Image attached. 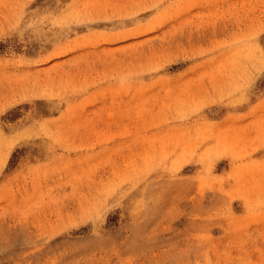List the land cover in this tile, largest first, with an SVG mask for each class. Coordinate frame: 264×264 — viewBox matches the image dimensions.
<instances>
[{
  "label": "rangeland",
  "instance_id": "rangeland-1",
  "mask_svg": "<svg viewBox=\"0 0 264 264\" xmlns=\"http://www.w3.org/2000/svg\"><path fill=\"white\" fill-rule=\"evenodd\" d=\"M0 264H264V0H0Z\"/></svg>",
  "mask_w": 264,
  "mask_h": 264
}]
</instances>
